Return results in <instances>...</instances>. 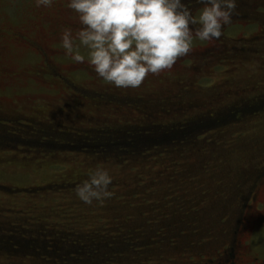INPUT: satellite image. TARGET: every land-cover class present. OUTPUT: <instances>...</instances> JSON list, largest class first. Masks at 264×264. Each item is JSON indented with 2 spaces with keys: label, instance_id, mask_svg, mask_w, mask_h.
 <instances>
[{
  "label": "rangeland",
  "instance_id": "1",
  "mask_svg": "<svg viewBox=\"0 0 264 264\" xmlns=\"http://www.w3.org/2000/svg\"><path fill=\"white\" fill-rule=\"evenodd\" d=\"M68 2L53 0L46 8L37 7L36 0H0V46L7 49L0 54V108L23 114L17 122L0 119V244L28 240L42 242L45 249L56 241L48 240L62 233L67 239L73 238L69 233L97 235L113 225L129 232L153 221L159 226L171 216L178 218L164 231L159 227L160 236L166 235L161 247L142 255L125 252L116 263L231 264L232 255L240 257L238 239L244 261L258 258L264 264V182L258 190L251 188L260 174L254 184L264 181V110L217 131L209 147L203 140L200 148L206 155L189 150L174 158L149 153L122 159L110 147L109 154L100 155L55 148L79 139L101 140L115 130L224 113L218 109L259 96L264 102V2L237 0L232 22L219 40L195 41L171 70L150 74L136 89L107 84L87 63L65 56L56 41L70 28L63 21L78 25L71 28L74 35L82 27L75 12H64ZM185 3L194 14L202 7L196 0ZM35 111L48 117L41 120L44 125L27 120ZM167 159L178 163L171 166ZM97 167L111 175L112 196L86 205L74 190ZM246 185L251 194H245ZM179 193L185 199L178 214L172 200L157 209ZM220 195L225 200L221 205ZM242 204L254 211L255 224L245 239L239 230L246 210ZM215 215L221 216L219 222ZM34 248L19 253L0 246V264H65Z\"/></svg>",
  "mask_w": 264,
  "mask_h": 264
},
{
  "label": "clouds",
  "instance_id": "2",
  "mask_svg": "<svg viewBox=\"0 0 264 264\" xmlns=\"http://www.w3.org/2000/svg\"><path fill=\"white\" fill-rule=\"evenodd\" d=\"M195 10L185 0H69L82 27L60 34V46L74 63H87L107 84L139 88L145 79L171 70L187 56L195 41L219 40L232 22L237 0H196ZM53 0H36L51 7ZM112 177L97 167L75 188L86 205L110 198Z\"/></svg>",
  "mask_w": 264,
  "mask_h": 264
},
{
  "label": "trees",
  "instance_id": "3",
  "mask_svg": "<svg viewBox=\"0 0 264 264\" xmlns=\"http://www.w3.org/2000/svg\"><path fill=\"white\" fill-rule=\"evenodd\" d=\"M258 98L248 104L232 103L218 109L225 114L206 112L178 123L153 124L149 127L141 125L132 130H130V128L115 130L116 132H111V135L105 136L101 140L93 138L79 139L77 143L60 145L55 148L95 151L97 155H100L109 154L107 147H110V150H113L114 153H118L122 159L142 156L149 153L163 154L169 158H174V153H176L177 156H182L189 150H191L190 154L200 153L206 155L207 153L205 150L200 148L203 140H205L203 142L204 145L209 147L211 142L215 141L213 135H216V132L223 127L235 125L238 124V122L241 123L245 117L250 115H260L259 113L264 110V102L260 96ZM137 105L136 103L133 104V106ZM137 108H139V106H137ZM141 108L144 109V107ZM134 126L136 125L131 127ZM167 161L171 166H176L178 163L177 159H167ZM210 173L213 174V172ZM188 174L192 175L190 173ZM256 178L258 177H255L254 181ZM237 187H239V191H241L240 188L242 187ZM247 187L248 185H246L244 189L247 191L245 192L246 195L249 194L251 190L250 188L247 190ZM218 198L217 202L220 205L224 204L225 200H221L222 195ZM184 199L185 196L183 193L174 194L171 196V199L157 204V209L172 200L171 205L174 206L175 213L178 214L182 208ZM231 202L233 201L231 200ZM244 205L245 204H242V209ZM170 218L172 217L170 216L165 221H161V225L159 226H157V222L154 221L151 223L148 222L149 224L147 225H135L134 228L131 229L132 231L129 232L123 231L119 229V227L117 228V225H113L109 227L112 229L111 231H104L97 235L69 233L73 238L67 239L63 238L65 234L62 233L61 237H56L55 235L53 236L55 238L51 240L44 239L48 241L56 240L47 244L45 249L42 242L30 243L28 240L20 242L17 245H15L16 242L14 245L3 243L0 244V246H10L13 251L19 253H27L28 250L35 247L33 250L34 252L47 255V257H61L57 259H60L65 264H94L96 262H100L101 264H103V262L106 264H117V257L125 252L149 254L153 248L161 247L165 241L162 237H166V235L164 233L163 236H160L159 227L163 231L166 230L170 223L174 222L173 220L176 221L178 217L174 219ZM213 219L219 222L221 216L215 215ZM144 227L151 228L146 229ZM228 233L231 236L234 232L230 231ZM89 235L93 236L87 237ZM171 237L172 234H170V238ZM171 239H167V241L170 243Z\"/></svg>",
  "mask_w": 264,
  "mask_h": 264
},
{
  "label": "flooded vegetation",
  "instance_id": "4",
  "mask_svg": "<svg viewBox=\"0 0 264 264\" xmlns=\"http://www.w3.org/2000/svg\"><path fill=\"white\" fill-rule=\"evenodd\" d=\"M248 2H251V3H254V2H264V0H247ZM67 5V4H66ZM264 6V5H263ZM255 7V6H254ZM238 10H240V9H238ZM64 12L65 13H67V15H71V13H72V10H70L68 7H66L65 9H64ZM63 24H65V25H68L70 28H73V29H77L78 28V25L76 24V25H74V24H71L70 22H68V21H63ZM0 31H1V29H0ZM13 36H14V34H12ZM58 43H60V40H56ZM6 52H7V49L5 48V47H3V46H0V54H4V55H6ZM41 52L43 53V50L42 49H40V51H39V54H41ZM46 61L48 62V60L46 59ZM52 74V73H51ZM53 75V74H52ZM10 76L13 78V79H15L14 78V76L15 75H11V72H10ZM0 85H4V81H3V79L1 80V83H0ZM100 96H101V99H103V98H105L104 96H103V94H100ZM96 97H98V96H96ZM100 98V97H99ZM152 97H148L147 99H151ZM11 101L13 102V103H16L17 102V100L16 99H11ZM36 113H37V115H32L31 117H28V121L30 122V123H38V124H41V123H43V121H41V120H45L46 118H48L47 116H43V115H41L40 113H38V111H35ZM23 116V114L22 113H20V112H13V113H11V114H7V113H4L2 110H1V108H0V119H7V120H11V121H14V122H17V121H19L20 119V117H22ZM41 125H44V124H41ZM263 172H264V168H263V170H262ZM261 176H262V174H260ZM259 175V176H260ZM263 175H264V173H263ZM259 176H257V177H259ZM264 177V176H263ZM260 179V178H259ZM259 181V183L258 184H256L257 182ZM255 184H253L252 185V190L254 189V191L255 190H258L257 189V186L261 183V182H264L263 180H258ZM252 190H250V194L252 193ZM258 194H259V191H258ZM254 200H255V198H254ZM244 207L246 208V205H244ZM243 207V208H244ZM246 211V212H245ZM254 211L251 209V207L249 206V207H247L246 208V210H244V213L243 214H241V216H242V218H241V222H240V225H239V227H240V231H242L244 234H243V238L245 239L246 238V235H247V231H248V229H249V227L251 226V227H253L254 226V224L255 223H253L252 222V220H253V215H254V213H253ZM247 213H250V215H248V217H246L245 218V216H246V214ZM240 216V217H241ZM245 220V221H244ZM242 238V239H243ZM248 242V241H247ZM247 242H245V244L247 243ZM234 243H235V247L237 248V247H239V256L240 257H238L237 259H236V256H234V255H232L231 257V262L233 263V264H260L259 262H258V258H251V260L250 261H244L243 260V257L245 256V254L243 253L242 254V252H243V247H244V245L242 244V242L241 243H238V239L236 240V241H234ZM229 246H230V243H229ZM235 248V249H236ZM235 260H236V262H235ZM231 263V264H232Z\"/></svg>",
  "mask_w": 264,
  "mask_h": 264
}]
</instances>
